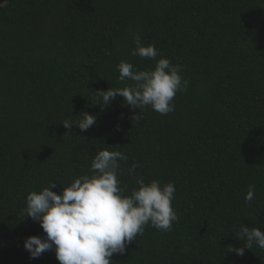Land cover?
Here are the masks:
<instances>
[{"label":"trees","instance_id":"trees-1","mask_svg":"<svg viewBox=\"0 0 264 264\" xmlns=\"http://www.w3.org/2000/svg\"><path fill=\"white\" fill-rule=\"evenodd\" d=\"M133 33L188 81L173 112L137 109L139 122L119 95L103 107L93 93L132 83L118 79L121 60L138 70L154 64L130 55ZM80 113L96 124L63 127ZM105 147L128 156L122 169L136 162V177L173 182L178 216L168 232L146 226L112 264H264L255 245L230 252L245 243L240 224L264 233V0H8L0 8V264H59L53 251L33 259L23 248L45 235L23 218L25 197L49 183L59 194ZM118 179L135 185L127 173Z\"/></svg>","mask_w":264,"mask_h":264},{"label":"clouds","instance_id":"clouds-1","mask_svg":"<svg viewBox=\"0 0 264 264\" xmlns=\"http://www.w3.org/2000/svg\"><path fill=\"white\" fill-rule=\"evenodd\" d=\"M7 4L8 0H3L0 8ZM132 35L134 47L130 55L154 61V64L138 70L132 63L121 60L116 66L118 79L132 83L122 88L95 91L94 98L106 107L119 95L126 105L136 110L131 117L136 122L142 119L137 109L151 108L167 115L175 110L176 94L188 90V81L181 75V65L173 64L168 58L157 59L160 53L154 44L145 45L139 34ZM80 114L82 118L75 123L65 119L63 127L70 129L76 125L83 132L96 124L95 115ZM127 161L124 153L105 147L91 157L87 174L67 186L59 184L62 186L59 194L50 190L58 183H49L39 192H29L25 197L23 218L38 223L45 234L29 236L23 241L30 258L53 251L59 264H112L111 257L123 255L127 244L142 235L146 226L171 231L178 220L172 206L174 183L162 184L157 179L146 182L143 177H136L139 167L136 162L121 168L120 162L127 164ZM124 173L135 178L131 189L120 186L118 176ZM254 198L255 186L249 185L244 199L251 203ZM236 239L245 242L240 248H230V252L238 256L254 245L264 249V233L257 227L240 224Z\"/></svg>","mask_w":264,"mask_h":264}]
</instances>
